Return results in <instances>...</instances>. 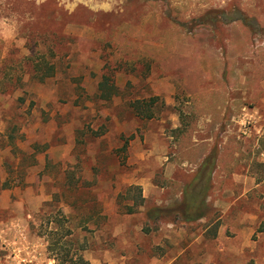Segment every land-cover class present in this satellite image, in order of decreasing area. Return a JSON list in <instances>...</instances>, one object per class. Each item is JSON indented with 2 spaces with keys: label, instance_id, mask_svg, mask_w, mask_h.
Listing matches in <instances>:
<instances>
[{
  "label": "rangeland",
  "instance_id": "1",
  "mask_svg": "<svg viewBox=\"0 0 264 264\" xmlns=\"http://www.w3.org/2000/svg\"><path fill=\"white\" fill-rule=\"evenodd\" d=\"M200 250L264 264V0H0V264Z\"/></svg>",
  "mask_w": 264,
  "mask_h": 264
},
{
  "label": "crops",
  "instance_id": "2",
  "mask_svg": "<svg viewBox=\"0 0 264 264\" xmlns=\"http://www.w3.org/2000/svg\"><path fill=\"white\" fill-rule=\"evenodd\" d=\"M98 90L99 87H98ZM114 90L116 91V87L114 86ZM101 93H103L101 90H100ZM104 94V93H103ZM113 94L115 95V92H113ZM169 226V225H167ZM168 228V227H167ZM164 238H168V236L164 235L163 236ZM205 238H201V236L195 238L194 240L200 244L201 243V240H204ZM194 241V242H195ZM217 241H218V237L217 236H212L210 238V246L211 247H215V250L217 251ZM180 254L182 253H179V255L173 257L172 259L171 258H167L168 260H165V257L164 258H161L160 260L158 259H154L155 261L154 264H159L158 262H160L161 264H173L176 260H177V257L180 256ZM196 256H193L192 258H195L197 260V264H213L214 262V258H213V255L212 254H208L207 252L203 251V250H200L197 254H195Z\"/></svg>",
  "mask_w": 264,
  "mask_h": 264
},
{
  "label": "trees",
  "instance_id": "3",
  "mask_svg": "<svg viewBox=\"0 0 264 264\" xmlns=\"http://www.w3.org/2000/svg\"><path fill=\"white\" fill-rule=\"evenodd\" d=\"M48 70H51V68H48ZM105 79V78H104ZM105 85V83L104 82H100L99 83V89L103 92V86ZM111 87L112 88H114V86L113 85H111ZM103 94V93H102ZM146 118H151V115H146L145 116ZM125 147H123L122 149H124ZM129 188H132V189H135V190H137L138 192H140V187H138V186H130ZM188 205H190V206H192V205H194L195 204V202L192 200V201H190V203H187ZM127 211H128V213H132L133 212V208L131 207V208H129V209H127ZM186 215H188V217L186 218V220H189V221H191L194 217H191L190 216V213L189 212H187V213H185ZM202 217V215L200 214V215H198L196 218L198 219V218H201ZM78 264H84L82 261H80V263H78Z\"/></svg>",
  "mask_w": 264,
  "mask_h": 264
}]
</instances>
